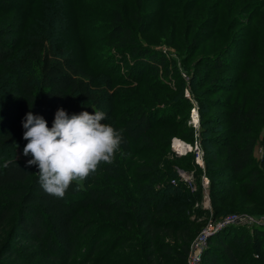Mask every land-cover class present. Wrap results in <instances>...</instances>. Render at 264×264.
<instances>
[{"label": "trees", "instance_id": "obj_1", "mask_svg": "<svg viewBox=\"0 0 264 264\" xmlns=\"http://www.w3.org/2000/svg\"><path fill=\"white\" fill-rule=\"evenodd\" d=\"M19 1L0 0V9L19 8ZM61 11L55 4L51 9L52 17L62 19L58 16L62 15ZM258 12V19L264 22V3L258 5ZM110 16L107 38L112 40L117 52L131 58L126 73L130 82L143 81L142 75L135 74L139 67L156 74L165 67L166 56L139 44L121 11L114 8ZM143 25L140 20V29ZM16 34L12 25H0V86L14 84L25 98L24 104L18 105L0 96V151L25 141L22 138V120L27 113L24 106L34 105L37 86L47 89L48 97L59 98L63 92H72L76 103L68 114L91 113L104 107V93L94 92L91 77L70 51L58 52L53 38L46 32L36 35L19 49ZM258 36L259 43L263 42L264 30L261 29ZM228 48L226 45L199 59L206 72L223 67ZM20 62L35 65L38 82L33 75H27ZM211 83L217 86L215 89L220 86L215 79ZM4 106L15 110L13 117L3 111ZM226 107L229 135L212 138V146L220 145L212 149L213 161L220 164L218 174L234 180L242 196L253 197L258 193L259 180L264 174V156L259 162L254 160L257 139L252 123L259 118L263 125L261 144L264 149V92H260L251 105L244 102ZM157 110V107H139L119 118L109 116L105 123L122 131L121 152L112 165L98 168L100 175L91 176L90 185L76 189L73 183L63 198L45 193L35 166H26L13 158H0V264H184L201 226L189 218L193 213V197L168 192L175 186L168 182L157 186L163 182L165 174L156 166L144 163L137 165L134 171L133 180L139 187L135 202L126 198L129 195L127 183H120L121 188L115 185L132 171L135 154L132 144L148 140L146 132ZM146 143L151 145L149 141ZM218 186L221 194L213 197L214 217L220 211L216 203L226 202L230 194L229 188L224 190L223 182ZM247 244L257 249L256 256L264 264V229L257 226L246 234L232 226L214 232L207 239L199 264H246Z\"/></svg>", "mask_w": 264, "mask_h": 264}, {"label": "rangeland", "instance_id": "obj_2", "mask_svg": "<svg viewBox=\"0 0 264 264\" xmlns=\"http://www.w3.org/2000/svg\"><path fill=\"white\" fill-rule=\"evenodd\" d=\"M27 1L30 2L19 1V8L0 9V25L10 24L16 29L18 34L14 38L19 49L36 35L46 32L53 38L58 52L70 51L77 64L91 77L94 92L104 93L101 111L105 112L106 119L112 115L119 118L139 107L158 108L146 132L148 140L141 139L132 144L135 153L132 171L128 176L123 175L121 182L116 184L109 180L118 188H121L122 182L127 183L129 195L126 198L129 201L135 202L139 196V187L133 180L134 171L137 165L144 163L156 166L165 174L163 182L157 186L168 182L175 185L168 192L193 197V213L189 218L201 224L194 238L204 227L228 217L241 220L227 223L211 234L230 226L244 234L251 232L254 226L264 229V174L259 180L258 193L253 197L242 196L238 186H234V180L218 174L220 164L213 161L212 149L220 145L211 144L213 137L229 135L227 104L247 102L251 105L259 93L264 92V41L259 43L258 39V32L264 30V22L258 19V5L264 0ZM55 4L62 8V15H58L62 19H54L51 15ZM114 8L121 11L139 44L166 56V65L157 74L148 68L139 67L136 70L135 74L143 78L140 83L129 81L126 73L131 58L117 52L112 40L107 38L110 11ZM140 20L144 23L141 29ZM226 45L229 48L223 67L206 72L199 59ZM20 65L27 70V75H33L39 81L34 64L20 62ZM213 79L217 80L219 88L215 89L217 86L211 83ZM35 89L34 105L24 106V110L41 115L45 120H53L58 108L69 113L76 103L70 91L56 98L48 97L47 89L39 86ZM0 96L18 105L25 100L14 84L0 86ZM192 108H195L198 119L194 126L190 122ZM3 111L12 117L15 113V110L5 106ZM166 116L168 118H164ZM49 119L48 127H51L53 121ZM252 126L257 139L253 157L259 162L264 156L261 144L263 125L258 118ZM148 141L151 145L146 143ZM175 141L186 147L183 152H174L172 143ZM26 143H16L18 147L14 145L12 149L3 148L0 158H13L27 164L31 157L22 155ZM195 144L197 149H194ZM196 151L200 153L199 163ZM182 176L189 181L183 180ZM90 177L83 185H90L93 178ZM221 182L224 190L229 188L230 194L226 202L216 203L220 211L214 217L213 197L221 194L218 186ZM245 251L244 263L261 264L256 248L247 244ZM187 257L184 264H187Z\"/></svg>", "mask_w": 264, "mask_h": 264}, {"label": "clouds", "instance_id": "obj_3", "mask_svg": "<svg viewBox=\"0 0 264 264\" xmlns=\"http://www.w3.org/2000/svg\"><path fill=\"white\" fill-rule=\"evenodd\" d=\"M105 112L94 110L68 114L55 112L51 127L45 118L31 111L22 120V155L31 157L26 166L38 169L39 182L46 194L63 198L73 183L76 189L94 176L101 165H112L121 152L122 131L104 123ZM18 147V145H15Z\"/></svg>", "mask_w": 264, "mask_h": 264}, {"label": "built area", "instance_id": "obj_4", "mask_svg": "<svg viewBox=\"0 0 264 264\" xmlns=\"http://www.w3.org/2000/svg\"><path fill=\"white\" fill-rule=\"evenodd\" d=\"M193 116H195V119L193 118ZM197 121H198L197 112L195 108H192L190 112V122L194 126L197 123ZM172 148L174 152L178 154L180 153L177 151V149H175L174 142L172 143ZM194 149H197L196 144L194 145ZM199 159H200V153L199 151H196L197 163H199ZM182 179L185 181L188 180V178L183 177V176H182ZM239 220L241 219H235V218L228 217L221 221H218L215 225L209 224L207 227H204L202 231L192 240L190 244L188 257H187V264H198L199 263L200 256H201V249H203L206 246L207 239L214 230H217L219 227L224 226L227 223H230L233 221H239Z\"/></svg>", "mask_w": 264, "mask_h": 264}, {"label": "bare ground", "instance_id": "obj_5", "mask_svg": "<svg viewBox=\"0 0 264 264\" xmlns=\"http://www.w3.org/2000/svg\"><path fill=\"white\" fill-rule=\"evenodd\" d=\"M193 118L195 119V116H193ZM175 149L177 148V151L179 150L180 152H183V150L186 148L185 146H183V143H181L180 141H175ZM178 151V152H179Z\"/></svg>", "mask_w": 264, "mask_h": 264}]
</instances>
